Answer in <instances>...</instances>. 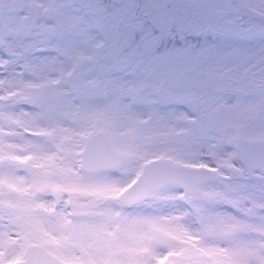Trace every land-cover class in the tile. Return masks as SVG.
I'll return each instance as SVG.
<instances>
[{
  "label": "snow or ice",
  "instance_id": "1",
  "mask_svg": "<svg viewBox=\"0 0 264 264\" xmlns=\"http://www.w3.org/2000/svg\"><path fill=\"white\" fill-rule=\"evenodd\" d=\"M0 264H264V0H0Z\"/></svg>",
  "mask_w": 264,
  "mask_h": 264
}]
</instances>
